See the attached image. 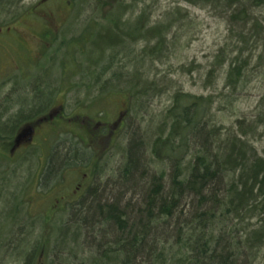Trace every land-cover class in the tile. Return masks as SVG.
I'll return each mask as SVG.
<instances>
[{
    "label": "rangeland",
    "instance_id": "1",
    "mask_svg": "<svg viewBox=\"0 0 264 264\" xmlns=\"http://www.w3.org/2000/svg\"><path fill=\"white\" fill-rule=\"evenodd\" d=\"M0 8V90L4 93L13 88L5 78L27 65L14 52L15 40L35 50L33 57L37 59L47 47L39 63L44 66L49 56H54L53 64H57L61 57L57 48L92 28L84 36L87 39L93 36V43L84 45L78 71L66 63L65 69L71 73L63 82L66 92L51 97L55 98L53 106L63 105L61 109L66 118L79 115L81 119L89 115L107 122L123 111L122 128L99 156L82 151L77 156H66V166L53 175L52 182L59 175L62 178V174L64 183L70 186L77 176L86 174L94 195L85 207L92 199L114 202L124 212L127 224L142 219L140 211L150 176L162 170L169 172L168 162L163 164L156 159L151 146L160 128L162 131L169 124L164 111L177 91L211 95L213 123L230 132L245 130L248 142L264 156V9H249L251 20L244 28L242 23L231 21L223 1L214 6L199 0H0ZM27 10H34L35 14L31 18L21 17ZM20 18L27 19L18 27ZM43 30L46 32L40 36ZM99 36L114 40L108 46V40ZM221 47L226 53L233 50L245 64L237 86L223 87L228 60L218 71V80L211 86L207 84V69ZM71 62L78 65L80 54ZM39 66L42 67H36ZM36 67L31 71L33 74L44 72L43 68L39 71ZM53 69L48 74L55 78L46 84L50 92L57 85L63 86L57 84L61 72L56 65ZM1 98L0 113L8 105H14L8 112L20 110L28 116L23 121L31 122L40 115L33 111L35 103L30 96H9L7 101ZM17 98L19 103L15 106ZM12 124L0 126V136L11 138L15 130ZM66 136L70 138V134ZM130 144L133 171L125 176L123 166ZM199 146L200 142L192 140L188 156L195 154ZM26 157L16 167L10 164L0 172L3 186L0 201L8 205V210L2 204L0 208V264H26L33 248L36 253L30 257L31 264H61L60 258L69 261L68 255L65 253L62 257L59 249L52 248V237L49 239L50 234L47 237L44 233L71 218L73 208H66L60 214L51 213L58 188L38 186L37 189L38 184H43L42 175L36 169L39 162L36 159L40 156ZM58 157L64 156L54 159L60 161ZM34 168L35 186L28 193L25 190L24 196L27 194L31 199L33 195L32 200L39 206L26 200L25 214L21 215L14 211L17 200L14 195L18 188L22 193L24 187L19 185H25ZM2 210L7 211V219H2ZM109 230L105 234L110 235Z\"/></svg>",
    "mask_w": 264,
    "mask_h": 264
},
{
    "label": "trees",
    "instance_id": "2",
    "mask_svg": "<svg viewBox=\"0 0 264 264\" xmlns=\"http://www.w3.org/2000/svg\"><path fill=\"white\" fill-rule=\"evenodd\" d=\"M199 1L214 6L223 1L231 21L242 23L244 28L251 20L249 9H264V0ZM91 31L83 30L78 39L70 38L57 48L61 52L57 64H53L54 56H49L44 66L39 63L44 74L50 75L48 71L56 65L64 82L71 74L65 69L67 65L77 72L84 45L93 39L84 35ZM99 38L108 40V46L114 40ZM45 51L43 48L37 61ZM219 51L207 69V84L218 80V71L228 60L223 87L237 86L244 62L233 50L226 53L221 47ZM77 54L80 62L72 65ZM17 103L19 99L15 106ZM213 103L209 94H173L172 103L164 111L169 124L162 131L160 128L151 146L156 159L168 162L169 172L162 170L150 176L140 211L142 219L127 224L124 212L114 202L92 199L85 207L94 195L89 188L72 207L71 218L49 232L52 248L59 249L62 257L68 255L69 261L60 258L61 264H264V156L248 142L245 130L230 132L213 123ZM9 109L0 113L8 115L6 125L14 122V126L28 117L20 110L10 113ZM192 140L200 146L188 156ZM128 147L125 176L133 171L132 144ZM108 229L110 235L105 234ZM35 253L33 248L26 264H31L30 257Z\"/></svg>",
    "mask_w": 264,
    "mask_h": 264
},
{
    "label": "flooded vegetation",
    "instance_id": "3",
    "mask_svg": "<svg viewBox=\"0 0 264 264\" xmlns=\"http://www.w3.org/2000/svg\"><path fill=\"white\" fill-rule=\"evenodd\" d=\"M25 13V15L23 14L21 17L31 18V16L35 14L34 10H27ZM23 18L19 19L18 27L27 19ZM43 28H46V26ZM5 29L10 30L7 26ZM1 30L2 28H0V31ZM45 32V30L40 32V36ZM15 42V54L22 64L27 65L26 68L22 67L20 70H16L18 71L17 73L11 74L8 78H5V81H8V84H11L13 88L7 90L6 93H4L3 89L0 90V96H2L1 99L4 100L5 98L7 101V99L9 100V96H30L35 103L33 111H37L40 115L31 122L20 120L15 123L13 126L15 128L13 131L14 134L12 133L13 136H11V138H3L0 136V172L10 164L16 167L26 156H40L39 159L34 157L36 160H39L36 169H38L37 171L42 175L43 181V184L37 185V189L38 186L45 188L53 187V189L58 188V198L54 200L53 204H51L50 211L54 214H60L66 210V208L76 206L79 199L82 198L87 190H89L90 180H87V177H85L86 174H83L82 177L77 176L75 180H72V185L69 186L64 183L65 179L62 174V178L59 175L57 180L52 182L55 177L53 175L66 166V156H77L79 151H82L84 154H91V156H99L108 146V143H111L113 137L122 128L124 122V116L122 115L123 111L118 112L116 116L113 118L111 117L107 122L95 120L89 115L82 116L81 119H79V115L72 118L64 117L61 109L63 105L56 104L53 106L55 98L52 100L51 97L53 95H55L54 97L63 95L66 92L65 84L58 80L57 84L61 85L62 83L63 86L58 87L57 85L54 92H50V89L46 84L51 78L55 77L45 75L43 74L44 72H34V74L31 72L39 65V61L37 60L42 53L37 59V57H33L35 50L22 46L16 40ZM36 68L41 71L43 67ZM17 69H19V67ZM7 107H10L12 111V107L14 106L8 105ZM4 111L5 110L2 112ZM7 119L8 115H1L0 126L5 124L3 120L6 121ZM67 134H70V138L66 136ZM55 156L64 157H58L60 158V161H56L57 158L54 159ZM35 173L34 168V172L29 176L25 185H19L24 187L22 193L20 192L21 188H18V191L15 192L14 198H17V200L14 201L15 204L13 207L16 213H20L21 215L25 214V205L23 207V203L25 204L26 200L28 203L34 202V200H32L33 195L31 196V199H28L27 194L24 196V192L25 190H28V193L29 189L32 186H35L36 180L35 178L33 180V174L35 176ZM1 181L2 176L0 175V194L2 193L3 188ZM30 192L34 193L35 191L32 190ZM1 204L3 205L0 201V208H2ZM37 205L38 203L35 201L34 206ZM3 208L8 210V205L4 204ZM15 212L12 214L13 217L10 218L11 222L15 218ZM1 214L2 219L4 217L7 219V211L2 210ZM30 217L33 216L30 215ZM48 231L51 232V229ZM47 232L44 233V236L48 237L49 232L48 234Z\"/></svg>",
    "mask_w": 264,
    "mask_h": 264
}]
</instances>
